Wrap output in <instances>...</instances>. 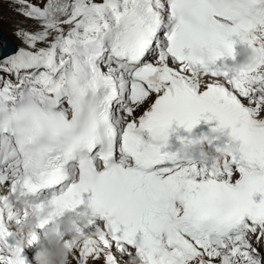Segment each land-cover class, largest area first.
Returning a JSON list of instances; mask_svg holds the SVG:
<instances>
[{
  "label": "snow or ice",
  "instance_id": "6c2138e0",
  "mask_svg": "<svg viewBox=\"0 0 264 264\" xmlns=\"http://www.w3.org/2000/svg\"><path fill=\"white\" fill-rule=\"evenodd\" d=\"M10 3L34 26L0 43V264H25L17 190L50 193L40 230L80 207L102 222L69 264H264V0ZM241 47L256 62L234 72ZM201 120L235 140L219 165L161 152Z\"/></svg>",
  "mask_w": 264,
  "mask_h": 264
},
{
  "label": "clouds",
  "instance_id": "9594fccd",
  "mask_svg": "<svg viewBox=\"0 0 264 264\" xmlns=\"http://www.w3.org/2000/svg\"><path fill=\"white\" fill-rule=\"evenodd\" d=\"M240 57L241 60L238 63L234 62L231 65V69L234 72H239L243 69L254 66L257 58L254 51L245 47H241ZM220 139L221 130L219 129H210L206 134H203L199 138H193L189 135L188 137L179 139L178 147L173 153L176 156L184 157L193 163L206 165L210 160L211 165H219L224 159V154L235 149V140L224 141L223 145L219 147V151H215V155L203 148L195 152H193V149L196 145H204L208 144L210 141H220ZM13 200L22 211L29 213L24 224V228L27 229L28 235L37 233L39 224L44 220L51 219L52 214L55 211V209L49 205L47 200H37L30 195H21L19 190L13 194ZM66 213L67 215L63 214L42 230L45 245L36 252L34 256L35 264H69V251L65 247V241L68 240L74 246L77 245L81 240L77 228H86L91 217L87 207H80L78 211H68ZM99 231V225H97V230L90 233V235H98ZM27 244L29 243L26 240L18 241V246L20 247H24ZM131 264H142V260L139 257H134Z\"/></svg>",
  "mask_w": 264,
  "mask_h": 264
},
{
  "label": "rangeland",
  "instance_id": "374dc122",
  "mask_svg": "<svg viewBox=\"0 0 264 264\" xmlns=\"http://www.w3.org/2000/svg\"><path fill=\"white\" fill-rule=\"evenodd\" d=\"M34 22L25 20L22 16L17 15L10 0H0V30L8 34L20 45V41L14 36V31L18 27L32 28ZM34 244H28L29 249ZM28 252V251H27ZM32 256V255H31Z\"/></svg>",
  "mask_w": 264,
  "mask_h": 264
},
{
  "label": "bare ground",
  "instance_id": "6f19581e",
  "mask_svg": "<svg viewBox=\"0 0 264 264\" xmlns=\"http://www.w3.org/2000/svg\"><path fill=\"white\" fill-rule=\"evenodd\" d=\"M7 36H9V35L7 34ZM11 39L14 41L13 38H11ZM16 44H17V47H18L19 44L17 42H16ZM3 75H5V74L3 73ZM19 230H20V226H18V225H16L13 228H9L8 229L9 233H11V236L10 237L8 236L9 237V240L7 242L8 245H10V246L14 245L17 241L25 239V232H18ZM91 231H93V229L90 226H88L87 227V232L89 233ZM36 250H38V251L40 250L38 244H36V243L30 249H29L28 244L26 246L22 247L21 257L24 260L25 264H35V261L33 260V258H34L35 254L37 252ZM125 260H127V257H125Z\"/></svg>",
  "mask_w": 264,
  "mask_h": 264
},
{
  "label": "water",
  "instance_id": "95a60500",
  "mask_svg": "<svg viewBox=\"0 0 264 264\" xmlns=\"http://www.w3.org/2000/svg\"><path fill=\"white\" fill-rule=\"evenodd\" d=\"M0 43H2L5 51H11L16 48L15 42L2 31H0Z\"/></svg>",
  "mask_w": 264,
  "mask_h": 264
}]
</instances>
